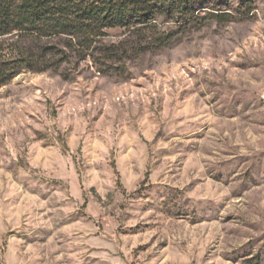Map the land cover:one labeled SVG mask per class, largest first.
Masks as SVG:
<instances>
[{"label": "rangeland", "instance_id": "obj_1", "mask_svg": "<svg viewBox=\"0 0 264 264\" xmlns=\"http://www.w3.org/2000/svg\"><path fill=\"white\" fill-rule=\"evenodd\" d=\"M189 1L0 86V264H264V0Z\"/></svg>", "mask_w": 264, "mask_h": 264}, {"label": "trees", "instance_id": "obj_2", "mask_svg": "<svg viewBox=\"0 0 264 264\" xmlns=\"http://www.w3.org/2000/svg\"><path fill=\"white\" fill-rule=\"evenodd\" d=\"M190 11L189 0H0V36L15 34L18 38L13 57L1 64L0 86L25 69L43 72L60 68L66 52L40 45L44 37H65L70 47L99 51L102 58L111 60L118 48L93 45L104 29L150 31L155 29L153 21L159 14L172 17Z\"/></svg>", "mask_w": 264, "mask_h": 264}, {"label": "built area", "instance_id": "obj_3", "mask_svg": "<svg viewBox=\"0 0 264 264\" xmlns=\"http://www.w3.org/2000/svg\"><path fill=\"white\" fill-rule=\"evenodd\" d=\"M263 98H264V96H263Z\"/></svg>", "mask_w": 264, "mask_h": 264}]
</instances>
